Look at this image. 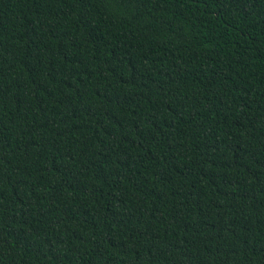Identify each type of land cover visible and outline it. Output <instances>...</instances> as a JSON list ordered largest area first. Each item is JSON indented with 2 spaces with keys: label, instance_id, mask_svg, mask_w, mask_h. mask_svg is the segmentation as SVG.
<instances>
[{
  "label": "trees",
  "instance_id": "16d2710c",
  "mask_svg": "<svg viewBox=\"0 0 264 264\" xmlns=\"http://www.w3.org/2000/svg\"><path fill=\"white\" fill-rule=\"evenodd\" d=\"M0 264H264V0H0Z\"/></svg>",
  "mask_w": 264,
  "mask_h": 264
}]
</instances>
